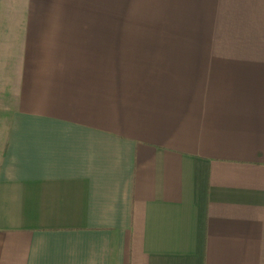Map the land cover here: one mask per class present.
Returning <instances> with one entry per match:
<instances>
[{
    "label": "crops",
    "instance_id": "0c3cea01",
    "mask_svg": "<svg viewBox=\"0 0 264 264\" xmlns=\"http://www.w3.org/2000/svg\"><path fill=\"white\" fill-rule=\"evenodd\" d=\"M27 2L0 264H264V0Z\"/></svg>",
    "mask_w": 264,
    "mask_h": 264
},
{
    "label": "rangeland",
    "instance_id": "374dc122",
    "mask_svg": "<svg viewBox=\"0 0 264 264\" xmlns=\"http://www.w3.org/2000/svg\"><path fill=\"white\" fill-rule=\"evenodd\" d=\"M26 3H28L29 6V2H27V0H0V33L2 34V30L1 27H3L2 22H3V17L6 16V33L8 32V38L11 39V37H13L15 35L16 32V18L14 16L13 13L18 12L19 10H22L23 7L26 8ZM108 7L106 10H112L113 9V4L107 3ZM57 6L61 7V4H57ZM87 4L84 5L83 9H87L86 8ZM5 13V15H3ZM108 22L110 20H107ZM131 20H126V22H130ZM158 21H162V20H154V24H150L153 22V20H139L140 25H159ZM125 22V20H124ZM109 25V24H107ZM125 25H129V24H125ZM8 46H6V50H8ZM6 53V57H7ZM9 59V57H8ZM11 66V65H10ZM9 71H11V69H8V67L6 68V74L9 75ZM11 73V72H10ZM10 76V75H9ZM9 102L6 103V106L8 105ZM1 99H0V112H1Z\"/></svg>",
    "mask_w": 264,
    "mask_h": 264
}]
</instances>
